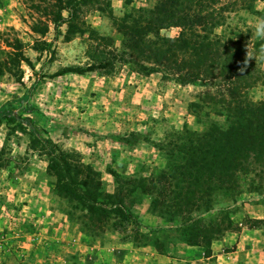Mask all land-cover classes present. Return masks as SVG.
<instances>
[{"label":"rangeland","instance_id":"obj_1","mask_svg":"<svg viewBox=\"0 0 264 264\" xmlns=\"http://www.w3.org/2000/svg\"><path fill=\"white\" fill-rule=\"evenodd\" d=\"M54 2L0 0V111L17 115L0 118V264H264V166L239 174L229 190L212 182L201 203L186 190V177L200 178L188 167L190 147L213 126L227 127L211 97L219 80L181 85L120 63L121 19L157 0L87 2L60 35L46 15ZM257 12L264 15V0L226 14L216 33L242 32L247 60L264 75ZM108 61L112 67L88 71ZM249 97L264 101V80ZM32 128L100 173V202L121 213L103 227L61 195ZM227 218L234 228L197 243Z\"/></svg>","mask_w":264,"mask_h":264},{"label":"trees","instance_id":"obj_2","mask_svg":"<svg viewBox=\"0 0 264 264\" xmlns=\"http://www.w3.org/2000/svg\"><path fill=\"white\" fill-rule=\"evenodd\" d=\"M54 1L46 9V15L51 17L48 21L54 24L57 35L64 25L74 27L80 21L82 5L86 6L88 2V5L99 6L106 2ZM256 1L157 0L155 9H139L136 14H129L120 21L123 35L120 63L134 65L140 74L172 77L181 85L219 80L211 97L226 111L227 127L213 126L189 149L188 167L197 166L200 175L194 183L191 177L185 178L186 190L192 193L195 203L210 196L212 182L220 190H229L236 186L239 174L264 166V101L254 102L249 97V91L263 82V72L247 60L248 41L242 32L235 38L216 33L225 25L226 14L237 9L252 11ZM256 14L264 20V15ZM170 28L180 30L177 37L161 34ZM20 47L19 43L16 49L19 51ZM112 66L108 61L105 65H92L88 71ZM11 116L17 115L13 110L1 107L0 118ZM32 132L50 158L47 169L57 179V191L61 195L79 202L90 217L104 224L103 227L121 213L109 207V203L100 202L103 196L100 173L82 163L73 153L63 151L50 138L38 137L36 128H32ZM199 183L207 186L202 194L196 188ZM180 197L183 203L184 196ZM228 219L218 229L210 230V237L206 236L197 243H210L234 228Z\"/></svg>","mask_w":264,"mask_h":264}]
</instances>
